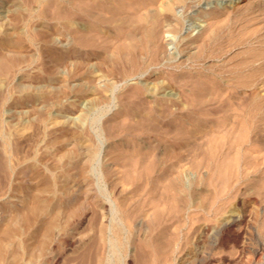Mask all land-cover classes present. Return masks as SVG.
<instances>
[{
  "label": "rangeland",
  "instance_id": "1",
  "mask_svg": "<svg viewBox=\"0 0 264 264\" xmlns=\"http://www.w3.org/2000/svg\"><path fill=\"white\" fill-rule=\"evenodd\" d=\"M193 140L238 174L194 168ZM198 247L195 264L264 262V0H0V264Z\"/></svg>",
  "mask_w": 264,
  "mask_h": 264
},
{
  "label": "bare ground",
  "instance_id": "2",
  "mask_svg": "<svg viewBox=\"0 0 264 264\" xmlns=\"http://www.w3.org/2000/svg\"><path fill=\"white\" fill-rule=\"evenodd\" d=\"M165 13V12H164ZM163 13V14H164ZM158 14V13H157ZM160 15V14H159ZM155 17H157L156 15H155ZM166 17V16H165ZM164 17V18H165ZM193 21V20H192ZM198 24V23H197ZM151 30V29H150ZM149 31V30H148ZM148 37H149V40L151 39L152 40V38H153V32L152 31H149V33H148ZM148 41V40H147ZM209 100H203V104H204V107L206 106V104H207V102H208ZM215 102V101H214ZM191 119H192V122H194V120H195V116H191ZM197 132V131H196ZM195 132V133H196ZM220 137V136H219ZM214 138H216V137H214ZM209 140H210V138H209ZM208 140V141H209ZM208 141L207 140H204L203 142H197V141H195V140H193V141H191V143H190V146H191V151H190V161H191V165L194 167V168H199V167H203V168H205V170L207 171L208 170V172L211 174V175H214V176H216V177H220V179L221 178H225V177H230V176H232V175H235V174H238V172H237V170L236 169H234L233 167H232V158L230 157V155H223L222 153H221V151H220V149H219V147L218 146H214V145H212V144H208ZM212 142L214 143V141L212 140ZM211 142V143H212ZM209 143H210V141H209ZM227 154V153H226ZM146 169V168H145ZM147 171V170H146ZM145 172V171H144ZM146 173V172H145ZM204 173H205V171H204ZM203 172H201V174L203 175L204 174ZM200 174V175H201ZM147 175V174H146ZM206 175V174H205ZM144 177V176H143ZM216 179H218V178H216ZM226 179H228V178H226ZM159 180V179H158ZM166 180V179H165ZM164 180V181H165ZM172 181H174V180H172ZM155 182V181H154ZM161 182V181H160ZM144 183V182H143ZM149 183H150V181H149ZM158 183V184H157ZM168 183V182H167ZM152 184V183H151ZM150 184V185H151ZM166 184V183H165ZM173 184V183H172ZM175 184H176V181H175ZM149 185V186H150ZM158 186H161V184H159V182H155V183H153V190L155 191V194L158 192V193H160L159 195H160V197H157V198H159V200H161V202H162V200H168V198L170 199V196L168 197V195L170 194V192L172 193V189H173V186L175 187V185L173 184V185H169V186H167V187H164L163 186V188L161 189V188H159ZM177 187V186H176ZM151 188V187H150ZM178 190V189H177ZM153 192V191H152ZM176 193V192H175ZM171 196H172V194H171ZM174 196H177V195H174ZM154 199V198H153ZM174 199V198H173ZM156 200V199H155ZM158 200V199H157ZM172 200V199H171ZM163 201V202H164ZM174 201V200H173ZM154 202V201H153ZM152 202V203H153ZM159 202V201H158ZM166 202H168V201H166ZM151 203V204H152ZM157 203V202H156ZM164 204V203H163ZM168 204V203H167ZM174 204V203H173ZM158 205V204H157ZM170 205H172V204H170ZM169 205V206H170ZM173 206V205H172ZM152 207H153V204H152ZM155 207H156V205H155ZM154 207V208H155ZM159 207V206H158ZM166 208H167V205H166ZM164 209V208H163ZM172 209V208H171ZM157 210V209H156ZM155 210V211H156ZM167 210H169V209H167ZM158 214V213H157ZM156 215V214H155ZM159 216V215H158ZM238 218V217H237ZM155 219H156V217H155ZM158 221V220H157ZM235 221H236V218L235 217H232V216H229V218H227L224 222H222L221 223V225L219 226V228H218V230H219V239H220V241H224L225 239H227V240H231V241H233V243L234 242H237L238 241V234L235 232V230L233 229V227H234V224H235ZM153 222V221H152ZM159 224V223H158ZM157 225V224H156ZM164 228V227H163ZM162 228V229H163ZM202 228V227H201ZM208 229V228H207ZM204 231H206V229L205 230H203L202 232L204 233ZM166 232V231H165ZM164 232V233H165ZM163 233V234H164ZM166 233H168V232H166ZM206 233V232H205ZM209 233V232H208ZM208 233H206V234H208ZM213 234V233H212ZM202 236V235H201ZM208 236V235H207ZM162 237H163V235H162ZM165 237V236H164ZM163 237V238H164ZM166 237H167V235H166ZM198 237V236H197ZM162 238V239H163ZM168 238H169V236H168ZM196 238V237H195ZM200 238V237H199ZM202 238V237H201ZM211 238V237H210ZM209 238V239H210ZM158 239H160V238H158ZM162 239L160 240V241H162ZM172 239V238H171ZM171 239H170V241H168L169 243L171 242ZM213 239V238H212ZM166 240H167V238H166ZM169 240V239H168ZM173 240V239H172ZM176 240V239H175ZM175 240H173V242L175 241ZM197 240V239H196ZM195 240V241H196ZM199 240H201V239H199ZM199 240L196 242L197 244H198V242H199ZM202 240H203V238H202ZM159 241V240H158ZM159 241V242H160ZM165 241V240H164ZM217 241V240H216ZM168 242H166V243H168ZM161 243H164L163 241L161 242ZM165 243V244H166ZM168 243V244H169ZM206 243V242H205ZM170 244H172V243H170ZM200 244V243H199ZM157 245H160L161 246V248L159 249L158 247H156V249H158L159 251H161L162 249H163V245H161V244H157ZM163 246V247H162ZM171 246L172 245H170V249H171ZM165 247H166V245H165ZM164 247V250L166 249ZM168 247V246H167ZM194 248H195V246H194ZM197 248V247H196ZM200 247H198V249H193L194 251L191 253V256H189V258L188 259H186V260H184V262H183V264H195L197 261H198V263H199V260H207V259H205L206 257H204V254H203V249L202 250H200L199 249ZM264 248V247H263ZM205 249V248H204ZM167 250V249H166ZM165 250V251H166ZM169 250V249H168ZM260 250V249H259ZM258 249H256L255 251H254V253L256 254V256H258V254H260L261 253V250L259 251ZM157 251V250H156ZM159 251H157L158 253H159ZM163 251V250H162ZM161 251V252H162ZM171 251H169L168 253H170ZM206 251H204V253H205ZM208 252V251H207ZM260 252V253H259ZM157 253V254H158ZM166 253V252H165ZM155 254V253H154ZM162 254V253H161ZM262 254H263V251H262ZM159 256H161L160 255V253L158 254ZM188 255V254H187ZM157 256V255H156ZM171 256H172V254H171ZM205 256H208L207 255V253H205ZM154 257V256H153ZM164 257V256H163ZM255 257V256H254ZM264 257V256H263ZM156 258V257H155ZM158 256H157V263H158ZM202 258V259H201ZM209 258V257H208ZM258 258V257H257ZM160 259V258H159ZM171 259V258H170ZM175 259V258H174ZM259 259V258H258ZM257 259V260H258ZM164 260V259H163ZM180 260V259H179ZM209 260V259H208ZM264 260V259H263ZM154 262L155 261V263H156V260L154 259H152L151 260V262ZM161 261H162V259H161ZM171 261V260H170ZM258 261H260V259L258 260ZM152 262V263H153ZM164 262H166V261H164ZM164 262H163V264H164ZM201 262V261H200ZM162 263V262H161ZM169 263V262H168ZM179 263V262H178ZM181 263V262H180ZM212 263V262H211ZM260 263H262V264H264V262H260ZM159 264V263H158ZM165 264H167V262L165 263ZM174 264V263H173ZM177 264V263H176ZM182 264V263H181ZM201 264V263H200ZM202 264H203V262H202ZM205 264V263H204Z\"/></svg>",
  "mask_w": 264,
  "mask_h": 264
}]
</instances>
